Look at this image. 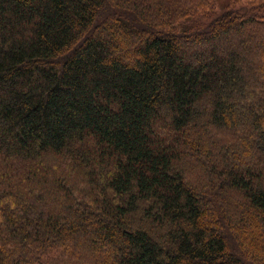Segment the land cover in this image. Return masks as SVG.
<instances>
[{
	"label": "trees",
	"instance_id": "16d2710c",
	"mask_svg": "<svg viewBox=\"0 0 264 264\" xmlns=\"http://www.w3.org/2000/svg\"><path fill=\"white\" fill-rule=\"evenodd\" d=\"M0 264H264V0H0Z\"/></svg>",
	"mask_w": 264,
	"mask_h": 264
},
{
	"label": "rangeland",
	"instance_id": "374dc122",
	"mask_svg": "<svg viewBox=\"0 0 264 264\" xmlns=\"http://www.w3.org/2000/svg\"><path fill=\"white\" fill-rule=\"evenodd\" d=\"M221 0H218V3L220 2Z\"/></svg>",
	"mask_w": 264,
	"mask_h": 264
}]
</instances>
